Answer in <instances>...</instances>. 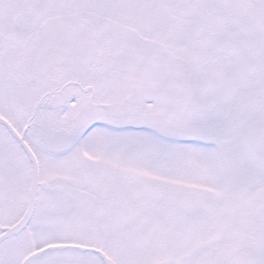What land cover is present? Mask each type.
<instances>
[{"label":"snow or ice","instance_id":"obj_1","mask_svg":"<svg viewBox=\"0 0 264 264\" xmlns=\"http://www.w3.org/2000/svg\"><path fill=\"white\" fill-rule=\"evenodd\" d=\"M0 264H264V0H0Z\"/></svg>","mask_w":264,"mask_h":264}]
</instances>
